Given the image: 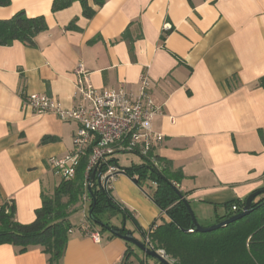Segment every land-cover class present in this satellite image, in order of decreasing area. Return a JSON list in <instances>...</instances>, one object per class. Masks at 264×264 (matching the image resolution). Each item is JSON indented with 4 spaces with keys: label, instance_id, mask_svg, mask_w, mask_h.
I'll return each instance as SVG.
<instances>
[{
    "label": "crops",
    "instance_id": "crops-1",
    "mask_svg": "<svg viewBox=\"0 0 264 264\" xmlns=\"http://www.w3.org/2000/svg\"><path fill=\"white\" fill-rule=\"evenodd\" d=\"M52 2L10 0L0 7V20L23 11L43 16L47 25L32 48L20 42L0 47V203L14 202L17 222L31 223L41 194H52L60 178L50 159L72 151L78 128L54 113L37 115L23 101L46 94L65 110L76 107L80 65L96 90L136 93L140 77L148 78V92L162 107L151 127L163 140L151 153L182 173L177 187L200 226L217 224L225 204L264 187V88L258 86L264 0H105L99 8L89 3L96 11L91 19L82 16L79 2L57 12ZM45 137L55 140L43 143ZM107 188L142 230L166 220L122 172ZM86 214L87 203L71 216L61 264H123L125 242L107 234L94 242L84 232ZM111 224L121 227V217ZM125 228L134 230L129 222ZM0 264H47V257L39 247L19 254L0 245ZM128 264L150 262L134 249Z\"/></svg>",
    "mask_w": 264,
    "mask_h": 264
},
{
    "label": "trees",
    "instance_id": "trees-1",
    "mask_svg": "<svg viewBox=\"0 0 264 264\" xmlns=\"http://www.w3.org/2000/svg\"><path fill=\"white\" fill-rule=\"evenodd\" d=\"M74 2L82 6V16L91 19L96 11L89 3L99 8L105 0H53L51 11L66 9ZM9 4L10 0H0V7ZM67 28H74V22ZM46 30L43 16L29 18L23 11H19L10 19L0 20V47L20 42L32 48L36 36ZM125 36L124 33L121 39L125 40ZM258 86L264 88V77L258 81ZM54 140L45 137L42 142ZM89 155L90 150L79 158L72 179H60L52 194H41V205L35 210L31 223L21 224L16 221L13 201L0 203V245H11L19 254L26 253L32 247H39L47 257V264H61L69 233L74 228L70 218L83 208L82 197L87 192L93 170H87ZM140 158V164L125 168L118 167L116 159L110 158L99 166V171L104 173L106 165L112 164L129 179L135 180L136 185L160 209L166 220L148 231L142 230L131 212L113 197L110 189L99 186L95 178L90 185L91 197L87 193V229L84 232L97 230L99 234L117 238L114 230L120 235L130 233L132 236L137 231L140 235L137 240L143 244L147 240V245L155 251H162L170 264H264V194L254 198L250 213L242 219L214 231L195 232L183 202L187 201V194L177 187L183 178L182 173L173 172L167 160L151 152ZM145 185L148 190H145ZM262 189L264 187L259 190ZM244 204L245 200L225 204L226 212L218 222L239 214ZM89 211L93 220L88 217ZM116 216L121 217V227L110 222ZM127 222L131 223L133 231L125 228ZM125 244L123 264H128L136 248L129 243Z\"/></svg>",
    "mask_w": 264,
    "mask_h": 264
},
{
    "label": "built area",
    "instance_id": "built-area-1",
    "mask_svg": "<svg viewBox=\"0 0 264 264\" xmlns=\"http://www.w3.org/2000/svg\"><path fill=\"white\" fill-rule=\"evenodd\" d=\"M75 72L80 99L76 107L65 110L46 94H32L23 101L24 106L37 115L54 113L60 121L74 122L78 126L73 136L72 151L62 158L50 159L55 175L64 180L72 179L79 158L88 150L87 170L96 166V171H99V166L116 153L145 156L162 142V136L151 127L153 118L162 115V107L149 94L150 83L145 75L140 77L138 91L130 93L122 87L96 90L88 83L81 65ZM118 171L112 164L106 165L104 173L99 171L100 181L107 179L105 187ZM82 200L87 203L86 191ZM87 235L94 242H100L98 232H87Z\"/></svg>",
    "mask_w": 264,
    "mask_h": 264
},
{
    "label": "water",
    "instance_id": "water-1",
    "mask_svg": "<svg viewBox=\"0 0 264 264\" xmlns=\"http://www.w3.org/2000/svg\"><path fill=\"white\" fill-rule=\"evenodd\" d=\"M97 179V182L99 184V186L101 187H105V184H106V181L107 179H105L103 182L100 181V172L99 171H96V166L93 168L92 170V173L90 175V179H89V184H88V187H87V193L88 195L91 197V194H90V185L94 182V179ZM133 183H136L135 180H132ZM260 194H264V189L262 190H257L253 193H251L246 199H245V204L241 210V212L239 214H236L230 218H227V219H224L220 222H218L217 224H214L210 227H207V228H204L202 226H200L194 216V213L189 205V203L186 201V200H183L185 206H186V209L191 217V220H192V223L194 225V229H195V232H199V233H204V232H210V231H214L216 229H219V228H222V227H225L237 220H240L242 219L243 217L247 216L250 211H251V202L254 200V198ZM88 217L90 219L93 220L92 218V213L91 211L88 212ZM114 233H115V236L126 242V243H129L131 244L132 246H134L136 249H138L140 252H142L144 255H146L147 257H150L151 259H153L154 261L160 263V264H170L164 257L163 254H160L159 252L151 249L150 247L146 246L145 244L139 242L137 239H135L130 233H127L125 235H120L118 233L117 230H114Z\"/></svg>",
    "mask_w": 264,
    "mask_h": 264
},
{
    "label": "rangeland",
    "instance_id": "rangeland-1",
    "mask_svg": "<svg viewBox=\"0 0 264 264\" xmlns=\"http://www.w3.org/2000/svg\"><path fill=\"white\" fill-rule=\"evenodd\" d=\"M117 161V165L120 168L131 167L133 164L138 165L142 162L140 156L131 153H116L112 156ZM112 219V218H111ZM111 222V220H110ZM136 251L140 252L138 249ZM142 253V252H140ZM163 253V252H162ZM150 264L156 263L153 259L148 257Z\"/></svg>",
    "mask_w": 264,
    "mask_h": 264
}]
</instances>
